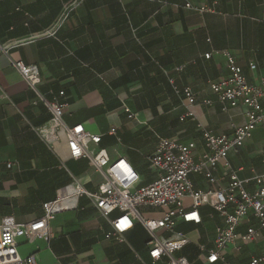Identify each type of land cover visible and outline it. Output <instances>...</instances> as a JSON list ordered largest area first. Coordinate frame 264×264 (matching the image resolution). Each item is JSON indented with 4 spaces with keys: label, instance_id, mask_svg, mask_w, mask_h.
I'll return each instance as SVG.
<instances>
[{
    "label": "crops",
    "instance_id": "obj_1",
    "mask_svg": "<svg viewBox=\"0 0 264 264\" xmlns=\"http://www.w3.org/2000/svg\"><path fill=\"white\" fill-rule=\"evenodd\" d=\"M72 1L0 0V222L8 218L23 226L17 254L34 255L37 264H150L147 231L135 223L125 243L106 240L108 219L117 212L105 218L86 197L44 219L43 206L56 200L62 187L78 184L95 191L104 180L86 160L70 157L62 133L52 146L39 137L35 129L47 124L51 112L11 63L35 66L37 92L65 104L64 123L98 134L97 148L110 160L125 158L145 186L156 178L145 157L154 153L158 139L194 143L196 161L205 152L204 131L230 135L246 122V108L224 111L209 82L228 74L223 51L249 84L264 80V0H80L66 13ZM170 80L178 90L189 88L195 103L176 94ZM125 109L134 116L128 118ZM112 128L115 136L109 134ZM225 160L241 180L264 174V118ZM227 173L219 164L220 185ZM189 180L194 189L211 187L203 174H190ZM138 210L144 218L163 213ZM200 212L212 216L197 226H176L190 241L176 255L191 264H203L197 245L210 247L219 223L210 209ZM263 252L264 230L240 251L227 247L224 256L228 264H248ZM155 264L168 263L164 258Z\"/></svg>",
    "mask_w": 264,
    "mask_h": 264
},
{
    "label": "built area",
    "instance_id": "obj_2",
    "mask_svg": "<svg viewBox=\"0 0 264 264\" xmlns=\"http://www.w3.org/2000/svg\"><path fill=\"white\" fill-rule=\"evenodd\" d=\"M79 2L73 0L66 13ZM185 6L192 9L190 4ZM199 10L205 11L204 8ZM222 55L226 59L228 74L209 82V87L224 111L238 106L245 107L246 122L242 126L233 127L230 135L215 136L204 131L205 152L196 161L194 143L182 144L172 139H158L154 153L145 157L147 166L155 172L156 178L145 186L139 185V174L125 158L110 160L104 149L97 148L101 140L98 134H91L82 125L69 127L64 123L65 104L57 100L48 102L37 92L40 75L35 66L12 62L28 87L37 94V100L51 112L47 124L35 129L39 137L52 146L58 140L59 133H62L70 157L86 160L104 180L95 191H88L78 184L62 187L56 200L43 206L44 219L48 221L58 212L73 209L79 197H86L105 218L117 212L108 219L110 231L105 234L106 240L125 243L124 235L135 223L147 231L149 238L145 246L150 264L164 258L168 264H191L186 257L176 255L190 243L183 233L176 231V226L178 223L197 226L203 222V217L211 218V213L203 216L200 212L204 207L217 214L219 223L215 227L211 246L197 245L199 254L203 256V264H228L224 256L227 247L232 246L234 250L240 251L243 246L259 239L264 230V174L241 180L225 156L227 152L242 147L262 122L264 80L259 85L249 84L234 58L226 51ZM204 58L209 59L210 54ZM255 68L254 64L249 65L251 71ZM170 84L174 92L181 93L189 105L195 103L189 88L178 90L173 80H170ZM59 96H63V92ZM125 112L128 118L134 116L128 109ZM109 134L115 136L116 130L110 129ZM219 164L228 172V181L224 185L219 184L215 174ZM190 174H203L211 187L194 189L189 180ZM249 184L254 187L252 192L246 189ZM186 198L190 199L188 206L185 204ZM139 207L163 210V213L160 218H144L139 213ZM251 220L255 221V225H250ZM244 224H248V227L241 232L240 228ZM24 234L23 226L8 218L0 222V264H37L34 255L21 258L17 254V239ZM248 264H264V252L252 257Z\"/></svg>",
    "mask_w": 264,
    "mask_h": 264
}]
</instances>
